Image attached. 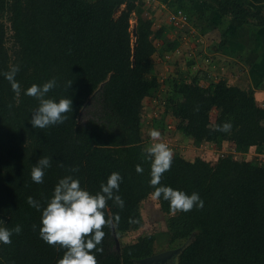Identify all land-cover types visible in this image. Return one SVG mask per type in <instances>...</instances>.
<instances>
[{
  "label": "trees",
  "instance_id": "1",
  "mask_svg": "<svg viewBox=\"0 0 264 264\" xmlns=\"http://www.w3.org/2000/svg\"><path fill=\"white\" fill-rule=\"evenodd\" d=\"M179 10L189 21L209 19L208 11L264 27V11L243 0H176L172 12ZM143 13L140 0H0V225L22 226L11 244H0V264H57L65 250L40 237L41 211L28 204V196L43 208L63 176L79 177L83 187L95 192L114 171L123 176L119 194L125 205L107 202L106 217L113 222L104 226L98 264H143L141 259L156 254L152 233L122 244L120 250L114 238V233L122 236L141 222V203L154 192L149 183L151 161L143 151V108L161 84L154 72L153 22ZM5 16L12 31L11 52ZM178 45L175 40L169 48ZM12 65H19V98L3 75ZM52 77L57 86L47 95L71 97L72 110L63 123L33 128L31 116L39 100L23 91ZM168 86L167 102L179 121L178 130L196 144L220 146L228 141L237 152L247 153L255 146L264 153V106L252 87L241 88L218 77L207 86L197 78L173 77ZM97 91L112 116L105 125L82 126L80 112ZM214 110L218 115L213 122ZM226 121L232 124L230 132L215 130ZM43 155L51 157V167L43 182L35 183L31 169ZM137 165L143 172L136 171ZM73 167L78 171L72 172ZM160 183L198 192L204 200L203 208L182 212L158 199V209L167 216L169 248L190 240L179 252L178 264H264V164L232 155L211 164L175 153Z\"/></svg>",
  "mask_w": 264,
  "mask_h": 264
},
{
  "label": "clouds",
  "instance_id": "2",
  "mask_svg": "<svg viewBox=\"0 0 264 264\" xmlns=\"http://www.w3.org/2000/svg\"><path fill=\"white\" fill-rule=\"evenodd\" d=\"M19 65L10 66V70L3 73L9 81L17 98L21 95V86L16 79ZM72 84L69 81L67 87ZM57 86L56 77L43 82L32 84L23 91L24 95L35 97L39 106L32 113L33 128L44 129L52 125L63 123L67 119L66 113L72 110L71 97H49L47 94ZM231 122H224L216 126V131L228 133L231 131ZM153 143L143 151L146 159L151 161V179L149 183L154 187L153 196L169 202L174 211L188 212L193 208H203L204 200L198 192L188 193L185 190L161 184L163 173L171 168L173 150L159 140L161 133L157 129L150 131ZM51 167V157L41 156L31 169V179L35 183H42L45 170ZM72 172L78 171L73 167ZM136 171L143 172L141 165ZM123 176L114 171L106 182H102L98 191H91L81 185L79 177L68 174L60 178L53 189L46 206L41 208L39 201L28 196L30 206L41 211L40 237L48 244L63 248L64 254L57 264H98L97 253L103 251L102 240L105 236L104 226L111 225L113 218L106 217L107 202L113 201L123 208L125 201L119 194ZM118 218V217H117ZM22 231L20 224L12 228L0 225V244H11L14 234Z\"/></svg>",
  "mask_w": 264,
  "mask_h": 264
},
{
  "label": "rangeland",
  "instance_id": "3",
  "mask_svg": "<svg viewBox=\"0 0 264 264\" xmlns=\"http://www.w3.org/2000/svg\"><path fill=\"white\" fill-rule=\"evenodd\" d=\"M140 1L143 2V16L153 22L154 34L152 37L157 45V51L154 55L156 56V68L154 72L159 77L161 84L160 89L153 97H151V99L146 98L144 100L142 124L144 146L147 147L149 144L155 142L150 136V131L157 129L161 133L159 140L167 143L173 150V154L178 153L189 160L201 157L209 161L211 164H216L219 158L226 155H232L235 159L254 160L258 163L264 164V153L257 152L255 146L251 147L247 153H240L235 150L233 143H229L228 141H225L220 146H213L212 143L208 142L198 145L192 137H189L178 130L179 121L173 116L172 110L169 108L167 102L168 95L171 93V88L168 86L170 78L177 77L186 81L197 78L204 86L209 85L216 79L211 75L212 71L210 64L209 66H203L205 70L202 68L200 69L198 58H200L201 55L199 54V49H197L198 51L194 50L191 55L190 52L192 47H186L187 45L193 46V44H199L193 34L200 37L201 23L196 17L192 21L188 20V24H185L184 26H179L172 22L170 20V15L173 13L172 11L176 0ZM247 4L249 3L247 2ZM196 8H203L201 2L196 4ZM123 9L124 5L118 7L115 10V16H118ZM194 21H196L197 25L194 24ZM4 22L8 29L6 45L11 52L14 43L8 16L4 17ZM136 26L137 17L133 14L131 18L133 45L136 44ZM158 30H163L161 32L159 31L161 35L158 33ZM175 40L179 41V45L171 50L169 44H172ZM181 42L185 45L181 46ZM193 64H196L195 68H193ZM218 78L220 77L218 76ZM217 115L218 111L214 110L212 112L213 122ZM111 116L112 113L110 109L105 106L100 92L97 91L82 108L78 117V122L82 126H89L92 124L105 125L109 122ZM157 122H162V125ZM158 206L159 201L153 195L148 196L142 201L140 208L142 215L141 222L122 236L114 233L116 250H120L124 243L134 242L140 237L151 233L154 234L156 238L155 251L157 255L171 250L169 248L170 235L166 225L167 216L164 217V214L158 209ZM189 241L183 243L179 248L183 250ZM178 254L179 253H173L172 255L169 254L168 257L165 258L159 256L157 257L158 259L153 262L143 264H178Z\"/></svg>",
  "mask_w": 264,
  "mask_h": 264
},
{
  "label": "crops",
  "instance_id": "4",
  "mask_svg": "<svg viewBox=\"0 0 264 264\" xmlns=\"http://www.w3.org/2000/svg\"><path fill=\"white\" fill-rule=\"evenodd\" d=\"M244 2L264 11V0H245ZM198 10L200 14L204 11L201 8ZM207 14L210 16L209 19L199 20L200 37L193 34L199 44L186 46L192 47L190 54L199 49L200 69L205 70L203 66L210 64L213 77L219 76L229 84H235L241 88L252 87L255 90L257 102L264 106V27L246 25L231 17L223 18L219 14L208 11ZM180 45L185 44L181 42ZM208 56H211L212 62L206 61ZM196 64H193V68Z\"/></svg>",
  "mask_w": 264,
  "mask_h": 264
},
{
  "label": "water",
  "instance_id": "5",
  "mask_svg": "<svg viewBox=\"0 0 264 264\" xmlns=\"http://www.w3.org/2000/svg\"><path fill=\"white\" fill-rule=\"evenodd\" d=\"M135 35H136V38H137V30L135 31ZM135 42H136V39H135ZM102 88V86H101ZM182 249L181 248H177V249H171L169 250L168 252H165V253H160V254H155V255H152V256H149L147 258H144V259H141L140 262L141 263H150V262H153L154 260L158 259L157 257L161 256L162 258H165V257H168V255H172L173 253H179Z\"/></svg>",
  "mask_w": 264,
  "mask_h": 264
},
{
  "label": "built area",
  "instance_id": "6",
  "mask_svg": "<svg viewBox=\"0 0 264 264\" xmlns=\"http://www.w3.org/2000/svg\"><path fill=\"white\" fill-rule=\"evenodd\" d=\"M170 20L179 26L182 25L184 26L188 22V19L184 16V14L180 10L178 11V13H172L170 15Z\"/></svg>",
  "mask_w": 264,
  "mask_h": 264
}]
</instances>
